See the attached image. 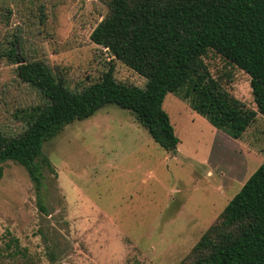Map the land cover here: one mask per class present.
Here are the masks:
<instances>
[{"label":"rangeland","instance_id":"obj_1","mask_svg":"<svg viewBox=\"0 0 264 264\" xmlns=\"http://www.w3.org/2000/svg\"><path fill=\"white\" fill-rule=\"evenodd\" d=\"M105 14L99 0H0V134L19 135L23 110L45 103L19 79L11 46L80 90L113 60L90 40ZM113 62L116 82L145 87ZM204 62L226 92L257 110L247 74L212 50ZM163 109L179 139L175 153L130 112L107 105L44 144L52 170L43 168L39 191L24 168L0 163V264H180L264 164V117L235 140L174 93Z\"/></svg>","mask_w":264,"mask_h":264},{"label":"trees","instance_id":"obj_2","mask_svg":"<svg viewBox=\"0 0 264 264\" xmlns=\"http://www.w3.org/2000/svg\"><path fill=\"white\" fill-rule=\"evenodd\" d=\"M99 1L106 14L90 40L143 77V89L116 82L113 60L97 81L72 90L44 62L19 59L16 46L7 53L17 64L19 79L38 91L45 103L23 110L25 128L19 135L0 134V163L24 168L36 191L43 186V168L52 170L42 153L44 144L107 105L130 112L168 153H175L179 145L163 109L169 93L235 140L242 139L257 114L264 117V0ZM209 50L249 76L256 111L211 76L204 62ZM180 264H264V164Z\"/></svg>","mask_w":264,"mask_h":264}]
</instances>
